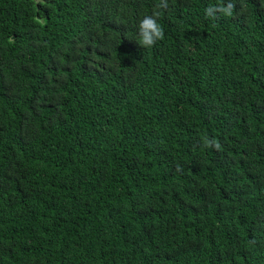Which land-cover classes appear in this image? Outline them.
<instances>
[{"label": "trees", "instance_id": "trees-1", "mask_svg": "<svg viewBox=\"0 0 264 264\" xmlns=\"http://www.w3.org/2000/svg\"><path fill=\"white\" fill-rule=\"evenodd\" d=\"M0 264H264V0H0Z\"/></svg>", "mask_w": 264, "mask_h": 264}, {"label": "clouds", "instance_id": "clouds-1", "mask_svg": "<svg viewBox=\"0 0 264 264\" xmlns=\"http://www.w3.org/2000/svg\"><path fill=\"white\" fill-rule=\"evenodd\" d=\"M214 8H209L208 14L212 15L214 12ZM225 13L230 11V6L222 9ZM163 32L161 30L160 25L156 22L153 17H145L139 23V34L137 41L142 46H151L158 39L162 38Z\"/></svg>", "mask_w": 264, "mask_h": 264}]
</instances>
